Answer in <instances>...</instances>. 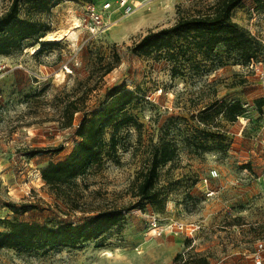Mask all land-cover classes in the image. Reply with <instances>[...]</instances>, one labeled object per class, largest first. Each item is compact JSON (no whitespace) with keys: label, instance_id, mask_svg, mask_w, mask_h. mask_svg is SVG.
<instances>
[{"label":"rangeland","instance_id":"374dc122","mask_svg":"<svg viewBox=\"0 0 264 264\" xmlns=\"http://www.w3.org/2000/svg\"><path fill=\"white\" fill-rule=\"evenodd\" d=\"M11 1L0 0V14ZM214 1L168 0L176 6L166 16L154 13L138 26L142 20L130 15L157 12L148 1L134 0L126 13L121 0H21L22 17L51 29L33 45L0 54V230L8 229L5 219L82 224L107 204L130 208L96 239L55 248L3 247L0 264H256L253 254L264 244V103L258 105L264 78L223 45L208 59L180 57L176 74L166 56L135 50L150 29ZM247 3L244 27L260 41L264 62V9L255 0ZM97 13L103 25L94 32ZM42 41L50 42L38 51ZM124 87L141 98L129 109L137 124L116 133L115 156L75 179V207L45 184L41 171L71 152L84 115ZM78 97L84 99L69 122L66 106ZM236 101L244 112L232 119ZM113 132L107 129V140ZM164 139L174 154L159 168L157 184L166 194L159 208L138 202L132 192L153 145ZM176 221L198 228L192 235L177 231L171 226Z\"/></svg>","mask_w":264,"mask_h":264},{"label":"trees","instance_id":"16d2710c","mask_svg":"<svg viewBox=\"0 0 264 264\" xmlns=\"http://www.w3.org/2000/svg\"><path fill=\"white\" fill-rule=\"evenodd\" d=\"M42 1V0H40ZM244 0H215L205 10L181 15L169 26L150 29L136 43L135 50L147 55L154 54L160 58L166 56L174 61L173 74L181 65L180 57L192 59L203 54L207 59L219 45L226 48V53H238L245 57L247 63L263 56L259 51L260 41L249 29L234 20L233 11ZM258 8L264 9V0H255ZM21 0H12L9 7L0 14V54H10L40 41L51 28L48 24L20 15ZM50 41H42L38 51ZM78 97L69 100L66 107L69 122L80 110ZM139 94L129 88H121L112 93L109 99L96 109L91 116L84 115L78 125L80 140L71 152L62 160L49 161L42 169L45 184L56 195L66 197L69 202L79 206L74 181L91 168L100 167L107 157L115 156L116 133L124 125L137 124L130 108L140 101ZM264 99L258 100L261 107ZM232 119L244 112L243 105L236 101L230 105ZM114 129L109 140L106 132ZM173 143L162 140L153 145L147 166L141 169L133 181V196L140 201H150L159 208L165 206L166 194L158 186L159 168L173 158ZM73 191V193L71 192ZM76 194L75 196H73ZM13 206V203H9ZM130 207L107 204L104 209L93 215L86 222H60L57 225L28 221L23 219H5L8 229L0 230V248H55L62 245L77 246L82 241L100 237L107 229L120 224ZM1 220V219H0Z\"/></svg>","mask_w":264,"mask_h":264},{"label":"built area","instance_id":"2783aa9c","mask_svg":"<svg viewBox=\"0 0 264 264\" xmlns=\"http://www.w3.org/2000/svg\"><path fill=\"white\" fill-rule=\"evenodd\" d=\"M127 0H121V4L125 6V10L126 13H130L131 11L134 10V5L130 4L127 5ZM94 25L92 27V30L94 32L99 31L102 28V18L101 15L99 13L94 14ZM264 62L260 59H252L249 62V66L253 69H255L257 71V73L260 75V77L264 78ZM147 98L151 99V95H146ZM218 172L214 171L212 173V177L217 176ZM205 182L208 181L207 178L204 179ZM209 194H214L215 190L214 189H210L208 190ZM151 225L157 230V228L159 227L158 223H157V218L155 216H152L151 220H150ZM172 227H175L177 229V231H183L184 229H188V232L190 235L193 234L194 231H196V229L198 228V225L191 223L189 225L184 224L182 221H176L174 224H171ZM161 229V228H160ZM161 230H157V234H161ZM264 250V244L263 242H259L258 243V248L257 250H255L254 254H253V258L255 260L256 264H263V255L262 252Z\"/></svg>","mask_w":264,"mask_h":264},{"label":"crops","instance_id":"0c3cea01","mask_svg":"<svg viewBox=\"0 0 264 264\" xmlns=\"http://www.w3.org/2000/svg\"><path fill=\"white\" fill-rule=\"evenodd\" d=\"M134 0H130V3L132 4ZM140 1H148V5H149V9L152 10L155 8V11L157 12H153L150 13V16L148 18H146L147 15H144V12H135L132 15H130L129 17H136V18H140L142 21L137 24L138 26H140L141 24H145V22L148 23V20H152V16L154 13L156 14V16H158V14H162L167 12V11H171L172 8H174L176 6V4L172 5L171 2H168V0H140ZM162 4V5H161ZM248 6L247 0H244L242 2V4L238 7H236L233 11V16H234V20H236L237 22H239L241 25H245L244 22V18L246 16L245 12H243V10L246 8V6ZM166 16V15H165Z\"/></svg>","mask_w":264,"mask_h":264},{"label":"bare ground","instance_id":"6f19581e","mask_svg":"<svg viewBox=\"0 0 264 264\" xmlns=\"http://www.w3.org/2000/svg\"><path fill=\"white\" fill-rule=\"evenodd\" d=\"M50 33H51V32H50ZM50 33H49V34H50ZM52 39H53V38H52ZM56 39H61V38H56Z\"/></svg>","mask_w":264,"mask_h":264}]
</instances>
